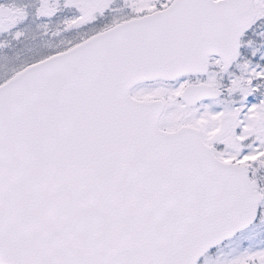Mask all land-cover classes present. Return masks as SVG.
Masks as SVG:
<instances>
[{
	"label": "snow or ice",
	"instance_id": "1",
	"mask_svg": "<svg viewBox=\"0 0 264 264\" xmlns=\"http://www.w3.org/2000/svg\"><path fill=\"white\" fill-rule=\"evenodd\" d=\"M0 264H264V0H0Z\"/></svg>",
	"mask_w": 264,
	"mask_h": 264
}]
</instances>
